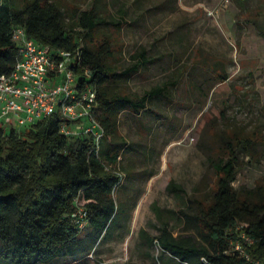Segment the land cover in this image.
Wrapping results in <instances>:
<instances>
[{"label":"trees","instance_id":"16d2710c","mask_svg":"<svg viewBox=\"0 0 264 264\" xmlns=\"http://www.w3.org/2000/svg\"><path fill=\"white\" fill-rule=\"evenodd\" d=\"M105 23L96 8L82 10L70 4L62 8L53 0H0V76L9 74L17 62L12 31L18 26L41 45L80 47L82 69L91 72L80 80L97 91L95 113L105 132L97 153L91 133L62 132L59 114L39 119L26 130L0 129V264L89 257L135 209V203L116 198L124 185L120 165L128 151L119 132L120 114L127 107L145 109L151 98L167 94V86L156 85L141 97L121 88L150 60L142 50L132 55L131 65L116 68L110 62L114 56L110 40L94 36ZM220 77L219 82L226 80V74ZM75 125L70 127L78 128ZM261 139L262 134L225 138L226 154L210 158L216 178L209 194L187 197L182 184L169 180L167 190L183 207L177 211L154 203L160 233L153 236L140 230L148 247L161 248L159 261L167 256L164 264H264V179L253 188L233 185L240 171L239 153L255 156ZM80 208L88 213L84 227L75 215ZM172 220L178 222L177 233ZM242 233L254 241L247 242ZM237 241L250 259L235 249Z\"/></svg>","mask_w":264,"mask_h":264},{"label":"rangeland","instance_id":"374dc122","mask_svg":"<svg viewBox=\"0 0 264 264\" xmlns=\"http://www.w3.org/2000/svg\"><path fill=\"white\" fill-rule=\"evenodd\" d=\"M53 1L99 11L107 23L94 36L110 40V62L119 70L146 50L149 63L121 83L124 91L141 97L165 84L167 94L151 98L145 109L127 107L120 114L128 151L116 198L135 203L131 218L123 216L89 257H60L49 264H164L168 257L159 261L161 248L148 247L140 230L160 233L154 203L183 207L167 190L170 179L184 186L187 197L209 194L216 178L210 158L226 154L225 138L261 134L255 156L239 153L233 185L253 188L264 179V0ZM221 73L224 82L218 80ZM30 125L14 120L1 128ZM170 225L177 233V220Z\"/></svg>","mask_w":264,"mask_h":264},{"label":"built area","instance_id":"2783aa9c","mask_svg":"<svg viewBox=\"0 0 264 264\" xmlns=\"http://www.w3.org/2000/svg\"><path fill=\"white\" fill-rule=\"evenodd\" d=\"M12 38L18 46V59L9 74L0 76V129L5 122L14 123L16 120L18 124L25 125L59 114L64 120L62 132L68 136L79 135L83 131L91 133L98 153L105 132L95 113L97 91L93 85L80 80L82 75L87 79L91 75L89 69H82V49L41 45L28 38L21 26L14 28ZM83 120L88 122L81 125L84 130H80L77 123ZM71 123L78 128H71ZM75 215L82 218L81 227L87 225L88 213L84 208ZM242 238L249 243L254 241L245 233H242ZM235 249L250 259L240 241L236 242ZM254 264L263 263L254 261Z\"/></svg>","mask_w":264,"mask_h":264}]
</instances>
